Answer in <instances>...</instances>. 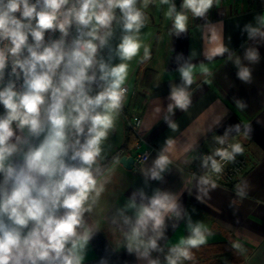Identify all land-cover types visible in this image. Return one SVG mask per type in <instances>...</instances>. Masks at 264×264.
<instances>
[{
    "label": "clouds",
    "instance_id": "1",
    "mask_svg": "<svg viewBox=\"0 0 264 264\" xmlns=\"http://www.w3.org/2000/svg\"><path fill=\"white\" fill-rule=\"evenodd\" d=\"M139 2L0 0V42H8L0 47V82L9 64L10 76L23 80L20 90L11 79L0 87V105L5 109L0 115V264H82L93 235L86 214L92 212L98 195L101 145L113 127L112 114L121 108L126 91L123 84L128 65L124 62L137 56L141 48L139 33L145 26V16L137 6ZM160 2L168 5L171 35L187 34L190 12L195 18L205 19V59L211 62L225 54L233 59L223 43L222 22L206 19L215 0H182L179 9L175 0ZM255 20V26L246 24L242 31L249 40L264 41V15ZM114 22L121 32L115 47L111 44ZM73 28L77 35L69 43ZM56 31L60 38L46 44V32ZM104 49L107 56L102 54ZM193 57L194 53L187 58L177 56L180 83L170 82V102L164 116L173 129L178 127L171 119L175 111L186 112L191 103L188 90L194 83ZM143 58H150L147 48ZM244 59L258 63V48L247 49ZM233 62L237 78L251 83V69L239 57ZM235 103L238 108L246 107L241 100ZM239 129V125L230 126L214 139L224 145L230 132ZM230 147L231 151L217 149L202 157L201 167L220 172L215 157L232 161L243 153L240 144ZM168 164L161 149L151 167L141 170L145 185L149 180L163 181ZM199 183L210 182L201 177ZM210 187L217 185L213 182ZM237 195L246 193L241 189ZM196 198L201 199L199 195ZM118 211L127 226L123 246L138 261L161 264L152 253L165 251L159 241L166 239L168 220L178 223L187 216L188 235L167 248L165 264L190 260L191 249L205 243L202 224L187 215L179 196L172 192L155 188L149 196L144 188H138ZM233 247L244 250L240 244Z\"/></svg>",
    "mask_w": 264,
    "mask_h": 264
},
{
    "label": "crops",
    "instance_id": "2",
    "mask_svg": "<svg viewBox=\"0 0 264 264\" xmlns=\"http://www.w3.org/2000/svg\"><path fill=\"white\" fill-rule=\"evenodd\" d=\"M175 3L179 9L182 0H175ZM167 10L168 5L159 0L158 7L151 12L142 11L145 26L139 33L141 48L135 59L127 64L123 84L127 92L116 112L113 127L101 145L98 166L122 147L124 151L118 157L133 155L136 140H140L141 150L151 148L149 157L131 169L124 168L117 157L100 171L96 203L92 212L86 214L93 235L84 250L82 264H102V261L104 264H147L138 261L123 246L127 226L122 223L118 211L138 188H144L149 196L155 188L177 194L187 215L194 222H200L205 230L206 240L200 246L230 245L238 259H225L224 254L222 259L225 260L215 264H264V41L249 40L247 33L242 31L246 24L255 26V17L264 15V0H215L209 10L206 19L223 24V43L230 50L232 60L228 59L229 54L211 62L205 59L202 40L205 19L195 18L190 12L187 13V34L171 35L172 20ZM145 48L149 50V59L143 58ZM249 48H258V63L244 59ZM191 53H194L192 62L196 65L194 83L188 90L191 103L186 112L175 111L171 119L178 127L173 129L164 121L170 102V82L180 83L177 56L182 54L187 58ZM237 57L251 69V83L237 78L238 69L233 62ZM131 81L132 85H128ZM236 100L243 101L246 107L238 108ZM132 116L141 120L135 129L127 122ZM233 125H239L240 129L230 132L226 142L242 146L243 153L238 155L244 158L246 168L228 187L200 173L197 158L202 150L220 145L214 138L222 136ZM161 149L169 161V170L163 174V181L149 180L146 186L141 170L151 167ZM201 177L206 178L209 185L200 184ZM213 182L217 187L211 189ZM241 189L246 193L243 197L237 195ZM198 195L200 200L196 198ZM127 214L132 215L131 212ZM186 219L187 216L178 223L167 221L166 239L159 241L165 251L153 252V258L164 261L167 248L188 235ZM173 223H177L175 228ZM234 244L242 245L243 252L235 249Z\"/></svg>",
    "mask_w": 264,
    "mask_h": 264
},
{
    "label": "built area",
    "instance_id": "3",
    "mask_svg": "<svg viewBox=\"0 0 264 264\" xmlns=\"http://www.w3.org/2000/svg\"><path fill=\"white\" fill-rule=\"evenodd\" d=\"M60 33L58 31L56 32H46L45 34V43H51L53 40H57L60 38ZM77 35L75 28H73L70 32L69 37L67 38L68 42L70 43L71 40ZM31 37H29V43H31ZM7 41L0 42V47H3L5 44H7ZM11 73V65L5 69V75L4 79L2 82H0V87L6 85L9 80H14L16 83V87L18 90L21 89V85L23 83L22 78L20 80H16L14 76H10ZM125 88V93L127 92V87L123 85ZM5 112V109L3 108L2 105H0V115H3ZM140 118L138 116H132L130 119H127L128 126L132 129L137 128L140 125ZM34 143H38V141H35ZM230 143L226 142L224 145H218L215 146L213 149L210 150H202L198 154L197 162L199 164V167L204 173V176L209 178L210 180L224 185V186H232L244 173L245 168H246V163L244 158L241 155H236L235 159L232 161H229L227 159H223L221 157H215L217 163L221 167L220 172H215L213 171L210 167L205 169L201 167V159L202 157L206 155L213 154L217 149H226L228 151H231ZM133 149L135 150L133 156V162H132V167L137 168L140 166L142 163H144L150 154L151 148L147 147L145 149H140V140H136L133 144Z\"/></svg>",
    "mask_w": 264,
    "mask_h": 264
},
{
    "label": "rangeland",
    "instance_id": "4",
    "mask_svg": "<svg viewBox=\"0 0 264 264\" xmlns=\"http://www.w3.org/2000/svg\"><path fill=\"white\" fill-rule=\"evenodd\" d=\"M159 5V0H147V6H145V0H140V2L138 3V7L141 9V11H146V12H151L150 10L154 9L155 6L158 7ZM114 29H115V38L111 41V44L113 47H115L116 43H118V40H119V36L121 35V32H120V29H119V24L114 22V25H113ZM102 54L107 56V49H105V51L103 52L102 51ZM136 57V56H135ZM132 58L130 61H125L124 63H130L133 59ZM116 63H119L120 61L117 59L115 61ZM128 85H132V81L129 82ZM116 118V112L113 114V119L115 120ZM228 248H230V246H226V247H221V248H218L217 249H209V250H202V251H191L190 254H191V257L192 256H202L201 254L205 255V256H209L210 259H214L212 260V263H215V262H219L218 261V257L221 256L222 253H225ZM225 259H228V258H225ZM225 259H222L225 260ZM186 263V260H184V263L182 261V264H185Z\"/></svg>",
    "mask_w": 264,
    "mask_h": 264
},
{
    "label": "trees",
    "instance_id": "5",
    "mask_svg": "<svg viewBox=\"0 0 264 264\" xmlns=\"http://www.w3.org/2000/svg\"><path fill=\"white\" fill-rule=\"evenodd\" d=\"M123 151H124V148L122 147V148L118 149L117 152H115L110 157H108L106 159V161H105L104 164L99 165L100 171L104 168V166L106 164H108L112 159L117 158L118 155L120 153H122ZM197 166H198V164H197ZM197 166L195 167L196 168L195 170H198L199 166H198V168H197ZM200 173H203L202 170H201ZM226 246H230V245L226 244V245H223V246H220V247L199 246L197 248L191 249V251H199L200 252L202 250H209V249H217L218 250V248L226 247ZM224 254H226L225 255L226 258H228L230 260H236V259H238V257L235 256V253H233L232 247L228 248V250L225 253H222L221 256L218 257V261H220L222 259V257H223L222 255H224ZM201 255L202 256H192V258L190 260H186V263L185 264H215V263H219V262L212 263V260H214L215 258L214 259H210L209 256H205L203 254H201ZM161 264H165V262L164 261H161Z\"/></svg>",
    "mask_w": 264,
    "mask_h": 264
},
{
    "label": "water",
    "instance_id": "6",
    "mask_svg": "<svg viewBox=\"0 0 264 264\" xmlns=\"http://www.w3.org/2000/svg\"><path fill=\"white\" fill-rule=\"evenodd\" d=\"M118 162L126 169L132 168L133 156L131 153L122 154L118 157Z\"/></svg>",
    "mask_w": 264,
    "mask_h": 264
}]
</instances>
